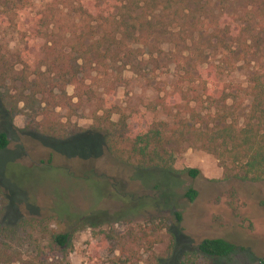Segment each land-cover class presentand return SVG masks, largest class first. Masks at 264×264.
Segmentation results:
<instances>
[{
	"label": "rangeland",
	"instance_id": "1",
	"mask_svg": "<svg viewBox=\"0 0 264 264\" xmlns=\"http://www.w3.org/2000/svg\"><path fill=\"white\" fill-rule=\"evenodd\" d=\"M49 1L33 0L32 8ZM235 8L238 11L234 13ZM260 9L250 24L253 31L248 39L257 58L250 64L237 62L234 69L221 63V55L203 42L197 43L198 50H186L183 45L173 47L170 40H154L123 50L120 61L109 62L97 72H79L78 77L91 84V92L79 98L70 73L50 72L38 79L28 74L27 84L18 73L15 81L1 82L0 132L6 133L8 144L0 150V192L5 204L0 226L32 220L34 227L38 221L42 232L24 224L17 230L18 241L8 242L1 234L0 244L7 241L26 259L28 254L34 255V238L45 248L46 231L66 232L73 236L68 264H122L120 260L127 257L138 258V264H178L183 252L194 249L202 239L223 238L244 251L208 264H256L264 258V181L227 177L210 153L184 147L174 164L198 170L196 177L183 178L197 195L191 202L185 198L177 201L178 222L171 212L140 201L152 193L143 189L133 178V169L116 161L102 143L110 127L103 121L102 109L110 104L119 106L126 116L125 120L118 114L111 116L117 133L137 131L164 119L161 106H147L161 97L172 113L177 111L173 102L179 103L182 116L191 123L206 114L204 102L194 106L191 101L194 112L183 109V96L191 99L192 89L200 92L198 69L221 70L222 83L244 86L248 67L264 65V5ZM223 12L222 19L232 22L246 16L238 6ZM2 17L0 13V48L6 49L16 64L17 54L25 56V41L17 40ZM69 22L64 10L61 25ZM32 46L36 54L29 62L31 69L40 64L42 42L35 41ZM22 67L16 64L17 69ZM9 162L20 168H6ZM31 233L32 239L28 237ZM149 240H154L151 249ZM48 257L49 264L62 261L55 252ZM198 264H203L201 258Z\"/></svg>",
	"mask_w": 264,
	"mask_h": 264
},
{
	"label": "trees",
	"instance_id": "2",
	"mask_svg": "<svg viewBox=\"0 0 264 264\" xmlns=\"http://www.w3.org/2000/svg\"><path fill=\"white\" fill-rule=\"evenodd\" d=\"M245 1L51 0L34 10L33 0H3L2 23L17 36V40L25 41L22 42L25 56H15L16 64L25 68L17 69L7 50L0 48V83L15 81L18 73L22 74L19 79L24 84L28 83V74L38 79L50 72L70 73L79 98L91 92V84H85V78L78 77L79 72H97L109 62L120 61L123 50L154 40H170L173 47L183 45L186 50L191 47L198 50L197 43L203 42L221 55V63L232 69L237 67V62L250 64L257 58V52L251 51V40H248L253 31L250 24L255 13L262 10L264 0ZM236 6L245 13V18H236L234 22L223 20V11ZM64 10L70 20L66 26L61 25ZM237 11L235 8L234 13ZM35 41L42 42L41 60L31 69L29 62L36 54V48L32 46ZM189 73L184 74L189 76ZM221 75V70L198 69L200 92L192 89L193 98L183 96L186 100L183 109L194 112L189 106L192 101L194 106L206 103L208 111L192 123L182 116L179 103L173 102L177 111L172 113L161 97L147 106L151 109L161 106L164 119L151 122L143 130H119L117 133L111 116L118 114L123 120L126 116L115 104L102 109L103 121L111 127L106 128L102 143L116 161L131 167L133 178L152 193L141 197L140 201L146 200L157 210L171 212L178 222L181 215L176 210L177 201L185 198L191 202L197 195L192 187L185 185L183 178L196 177L198 170L174 164L176 154L184 147L210 153L227 177L244 182L264 181V65L248 67L244 86L224 84L219 78ZM7 144L6 133L0 132V150ZM8 167L18 166L9 162ZM0 199L2 217L5 204L1 192ZM161 201L164 203H159ZM29 221L32 220L21 221L15 226H0V235L4 234L2 237L8 242L18 241L17 230L23 229L24 224L33 226ZM37 222L32 229L42 232ZM46 232L48 243L45 248L34 238V255L28 254L26 259L7 241L0 244V264H49L48 254L54 252L61 255L60 264H68L66 259L73 247V236L66 232ZM32 236L33 233L28 234L31 239ZM143 238L146 240L145 233ZM153 243L154 240L148 241L149 249ZM242 251V246L226 239L204 238L194 249L183 252L178 264H198L199 258L203 264H208L211 260ZM120 261L138 264V258L127 257ZM256 264H264V258H259Z\"/></svg>",
	"mask_w": 264,
	"mask_h": 264
}]
</instances>
